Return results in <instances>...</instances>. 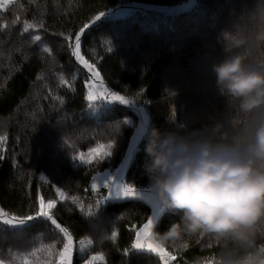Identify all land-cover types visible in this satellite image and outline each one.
I'll use <instances>...</instances> for the list:
<instances>
[{"label":"trees","instance_id":"trees-1","mask_svg":"<svg viewBox=\"0 0 264 264\" xmlns=\"http://www.w3.org/2000/svg\"><path fill=\"white\" fill-rule=\"evenodd\" d=\"M183 1L11 0L0 8V135L6 136L0 142V207L25 215L35 210L38 191L45 200H55L54 218L69 228L73 242L84 241L72 264H83L95 252L104 257L96 264H162L157 254L131 244L135 226L150 213L149 204L138 198L106 200L96 209L100 197L89 188L90 179L122 161L138 115L127 105L86 99L91 73L72 51L75 32L97 12L127 9L123 16H100L85 29L81 57L110 92L143 106L146 128L167 127L174 115L182 126L201 127L219 118L224 108L211 71L213 61L223 55L220 34L254 0H192L175 11L146 6ZM26 22L42 26L25 27ZM240 25L250 55L264 56V36L243 17ZM115 120L121 126L112 134L107 124ZM144 133L124 175L126 183L139 188L148 187L142 167ZM109 139L111 152L104 159L79 160L77 153L87 155L89 148ZM174 219L178 213L164 209L158 228ZM63 240L46 218H36L23 230L0 225V259L12 264L14 255L30 254L41 244L59 249ZM177 243L165 245L176 264H194L202 257L214 264L208 236L185 234Z\"/></svg>","mask_w":264,"mask_h":264},{"label":"clouds","instance_id":"clouds-1","mask_svg":"<svg viewBox=\"0 0 264 264\" xmlns=\"http://www.w3.org/2000/svg\"><path fill=\"white\" fill-rule=\"evenodd\" d=\"M242 17L264 36V0L220 34L223 55L211 65L224 98L220 117L187 127L174 115L167 127L144 133L147 186L165 210L178 213L163 230L154 218L151 239L178 247L185 234L206 235L214 264H264V56L250 55ZM120 126L107 124L112 134ZM200 260L207 258L194 264Z\"/></svg>","mask_w":264,"mask_h":264},{"label":"snow or ice","instance_id":"snow-or-ice-1","mask_svg":"<svg viewBox=\"0 0 264 264\" xmlns=\"http://www.w3.org/2000/svg\"><path fill=\"white\" fill-rule=\"evenodd\" d=\"M9 0H0V8H3ZM104 13L97 12L93 15L78 31L75 32L76 46L72 49L77 60L80 61L84 67L92 73V77L97 81L95 85L88 84L89 91L86 95V99L91 101L97 96H104L110 100H117L121 102H127L128 99L121 95L119 92H109L108 89L103 87V82L100 80V74L94 71V66L90 64L87 60L83 59L80 55V44L81 35L91 25ZM42 25L40 23H25V27L38 28ZM39 39V37H35ZM66 83V81H65ZM87 83V82H86ZM97 89H103L97 93ZM6 139L5 135H0V142ZM112 139H109L107 143H97L94 147L88 149L87 155L80 152L77 156L82 162L91 161H101L111 152ZM107 189V195H114L117 197H142V193L137 190V187L133 184L124 182L123 180H118L105 174L103 177L94 176L92 178L91 188L95 191L100 187V184ZM57 196L60 200L65 199V194L60 188H56ZM106 195V196H107ZM75 199V197H73ZM105 199L102 196L100 200L97 201L96 209L99 207L100 203ZM56 204L55 200L48 199L45 200L39 191L36 193V208L34 211L28 214L21 215L14 211H7L3 207H0V225H5L10 228L23 230L29 226V222L34 221L36 218H46L51 221L61 233H63V246L56 249L52 244H41L39 248H33L30 254H17L13 256L12 264H72L73 257V238L68 227L62 226L56 218L52 215V208ZM93 211L89 208V213ZM158 214V210L153 211L151 215L147 217L145 222L141 225L135 226V238L132 240L131 244L134 249H147L152 253L159 255V259L162 264H176V261L172 259L173 253L168 251L165 246L159 245L157 242L150 237V225L152 224L155 216ZM112 237L116 236V232L112 231ZM81 248H83L84 241L81 242ZM125 251H128L127 249ZM31 256L32 258H29ZM103 254L100 252H95L89 255L88 259L84 260L83 264H96L97 261L103 260ZM0 264H6L5 260L0 259ZM204 264H212L211 260L207 259Z\"/></svg>","mask_w":264,"mask_h":264},{"label":"rangeland","instance_id":"rangeland-1","mask_svg":"<svg viewBox=\"0 0 264 264\" xmlns=\"http://www.w3.org/2000/svg\"><path fill=\"white\" fill-rule=\"evenodd\" d=\"M10 1L11 0H9V2ZM191 3H192V0H184L181 3L176 4V5H172V6L155 5V4H146V6L148 8H154V9H159V10H163V11L164 10L165 11H175V10H179V9H185V8L189 7L191 5ZM126 11H127V9H125V8H115V9H112L111 11H108V12L104 13L102 16L110 17V18L119 17V16H123ZM94 71H96V70L94 69ZM100 80H101V78H100ZM96 83H97V81L92 77V73H91V77H90V79L87 80V83H86L87 90L88 91L90 90L89 87H88V84L95 85ZM103 87L106 88L104 83H103ZM102 90L103 89H97V93H99ZM96 99L104 100L106 102H117V103L132 107L135 110V112L137 113V115H138V123L136 125L134 133L131 136L128 148L126 149V153H125L124 158L122 159V161L113 169L104 170V171H100V172L94 173L92 175L91 179H90L89 188L91 189V191L95 195L100 197V199H101L102 196H105V199L103 201H106V200H122V199H129V198L142 199L143 201H145L150 206L149 215H151L153 213L154 209H155V210H158V214L155 216V218H159V216L163 213L164 208L159 204L158 201H156L154 199L153 194H152L151 190L148 187L147 188H139V187L136 186L137 190L142 193L143 198L142 197H117V196H114V195H107V189H105L103 187L102 183L100 184V187L98 189H96L95 191L91 188L92 178L94 176L103 177L105 174H107L109 176H112L113 178H117L118 180H123L124 181V175H125V172H126V170L128 168V165H129V162H130L131 157L133 155V152H134V150H135V148L137 146V143L140 140L142 134L144 133V131L146 129V124H147V114H146L143 106H140V105L136 104L134 101H132L129 98H127L128 101L126 103L125 102H121V101H117V100H110V99H108L107 97H104V96H97V97H95L92 100H96ZM134 238H135V234H134ZM81 249L82 248H81V243L80 242H77V243L73 242V255H74V252H76V251H77L76 254H81L82 253ZM137 250L150 251V250H147V249H137ZM154 254H156V253H154ZM172 259H173V257H172ZM170 264H171V262H170Z\"/></svg>","mask_w":264,"mask_h":264}]
</instances>
